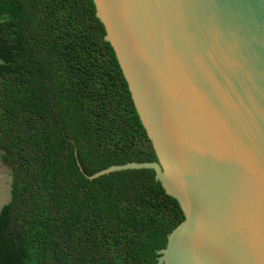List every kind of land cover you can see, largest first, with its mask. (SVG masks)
Masks as SVG:
<instances>
[{
  "label": "trees",
  "instance_id": "obj_1",
  "mask_svg": "<svg viewBox=\"0 0 264 264\" xmlns=\"http://www.w3.org/2000/svg\"><path fill=\"white\" fill-rule=\"evenodd\" d=\"M93 0H0V264H157L184 221Z\"/></svg>",
  "mask_w": 264,
  "mask_h": 264
},
{
  "label": "water",
  "instance_id": "obj_2",
  "mask_svg": "<svg viewBox=\"0 0 264 264\" xmlns=\"http://www.w3.org/2000/svg\"><path fill=\"white\" fill-rule=\"evenodd\" d=\"M184 221L157 264H264V0H93Z\"/></svg>",
  "mask_w": 264,
  "mask_h": 264
},
{
  "label": "rangeland",
  "instance_id": "obj_3",
  "mask_svg": "<svg viewBox=\"0 0 264 264\" xmlns=\"http://www.w3.org/2000/svg\"><path fill=\"white\" fill-rule=\"evenodd\" d=\"M10 171L1 162L0 153V210L8 204L10 200Z\"/></svg>",
  "mask_w": 264,
  "mask_h": 264
}]
</instances>
